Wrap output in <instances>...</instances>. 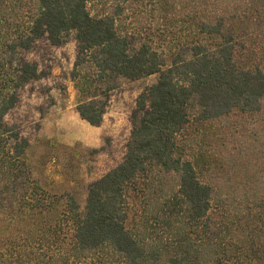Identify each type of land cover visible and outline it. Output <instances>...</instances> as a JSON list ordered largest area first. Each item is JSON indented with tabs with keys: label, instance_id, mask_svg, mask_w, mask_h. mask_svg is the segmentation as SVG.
<instances>
[{
	"label": "trees",
	"instance_id": "16d2710c",
	"mask_svg": "<svg viewBox=\"0 0 264 264\" xmlns=\"http://www.w3.org/2000/svg\"><path fill=\"white\" fill-rule=\"evenodd\" d=\"M260 11L264 0H0V209L5 192L29 186L21 168L29 143L5 117L18 89L43 77L37 64L18 59L19 51L44 38L61 46L74 36L72 79L88 96L77 111L92 127L103 124L114 80L159 76L137 99L124 161L89 187L85 216L68 200V249L54 241L55 249L42 231L34 244L1 254L0 264L264 258V245L227 239L245 236L247 229L233 227L244 213H264V69L242 65L250 45L238 40L241 26L254 24ZM149 25L177 30L182 51L170 63L148 39L135 46L132 27ZM132 188L145 198L129 227ZM216 210L225 217L218 231ZM53 232L60 237L59 228Z\"/></svg>",
	"mask_w": 264,
	"mask_h": 264
},
{
	"label": "rangeland",
	"instance_id": "374dc122",
	"mask_svg": "<svg viewBox=\"0 0 264 264\" xmlns=\"http://www.w3.org/2000/svg\"><path fill=\"white\" fill-rule=\"evenodd\" d=\"M257 16L254 24L241 26L239 43L250 48L240 57L243 66L264 69V11ZM250 29L253 36L247 34ZM131 32L135 46L147 39L152 41L168 63L172 55L182 51L176 46L177 30L165 31L158 25H149L145 29L132 27ZM78 51L79 42L74 36L61 46H54L44 38L30 50L19 51L18 59L37 64L43 77L18 89V103L5 117L6 125L17 127L20 137L29 143L21 167L25 173L22 179L29 186L1 196L4 205L0 209V255L9 249L34 244L42 231L52 235L50 241L55 249L59 244L63 250L68 249L72 236L67 221L71 213L68 200L74 198L79 213L85 216L89 187L124 161L137 99L158 80V75L135 81L123 77L114 80L116 88L110 93L103 124L92 127L77 111L78 104L88 99L86 93L76 89L72 79ZM37 185L41 189L39 202L32 196ZM128 198L131 227L137 213L143 210L145 197L132 188ZM212 217L214 230L218 231L225 217L217 210ZM234 226L239 232L247 229L245 236L227 238L235 242L234 246L251 242L264 245V213L260 209L257 213H244ZM58 228L60 237L53 232ZM262 256H250L245 264H261Z\"/></svg>",
	"mask_w": 264,
	"mask_h": 264
}]
</instances>
